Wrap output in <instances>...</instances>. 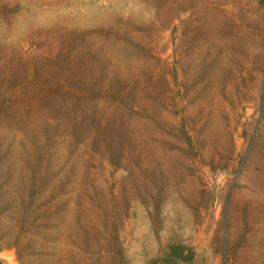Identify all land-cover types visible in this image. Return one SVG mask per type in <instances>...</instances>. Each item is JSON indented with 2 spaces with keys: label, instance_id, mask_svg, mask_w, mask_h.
<instances>
[{
  "label": "rangeland",
  "instance_id": "1",
  "mask_svg": "<svg viewBox=\"0 0 264 264\" xmlns=\"http://www.w3.org/2000/svg\"><path fill=\"white\" fill-rule=\"evenodd\" d=\"M0 264H264V0H0Z\"/></svg>",
  "mask_w": 264,
  "mask_h": 264
},
{
  "label": "bare ground",
  "instance_id": "2",
  "mask_svg": "<svg viewBox=\"0 0 264 264\" xmlns=\"http://www.w3.org/2000/svg\"><path fill=\"white\" fill-rule=\"evenodd\" d=\"M211 15V14H209ZM74 18V17H73ZM220 21V20H219ZM211 36V35H210ZM220 43V42H219ZM218 45V44H217ZM218 47V46H217ZM208 60V59H207ZM211 60V59H210ZM243 60V59H242ZM209 61V60H208ZM218 62V61H217ZM211 66V65H210ZM156 137H159V136H156ZM156 144V143H155ZM246 178V177H245ZM189 186V185H188ZM263 187V186H262ZM247 189V188H246ZM253 192V191H252ZM260 202V201H259ZM262 204V203H261ZM160 226V225H159ZM202 243V242H201Z\"/></svg>",
  "mask_w": 264,
  "mask_h": 264
}]
</instances>
